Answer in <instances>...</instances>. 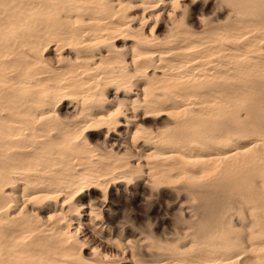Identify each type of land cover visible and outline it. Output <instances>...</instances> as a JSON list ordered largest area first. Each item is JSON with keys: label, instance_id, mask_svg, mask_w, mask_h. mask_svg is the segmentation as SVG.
<instances>
[{"label": "bare ground", "instance_id": "bare-ground-1", "mask_svg": "<svg viewBox=\"0 0 264 264\" xmlns=\"http://www.w3.org/2000/svg\"><path fill=\"white\" fill-rule=\"evenodd\" d=\"M196 1L0 0V264H264V96L224 87L264 71L247 36L264 26L196 33ZM143 177L213 214L189 244L146 245L154 258L111 235L124 261L81 236L98 216L81 200Z\"/></svg>", "mask_w": 264, "mask_h": 264}, {"label": "rangeland", "instance_id": "rangeland-1", "mask_svg": "<svg viewBox=\"0 0 264 264\" xmlns=\"http://www.w3.org/2000/svg\"><path fill=\"white\" fill-rule=\"evenodd\" d=\"M190 8L191 10H189ZM189 9L186 21L196 33L208 28L209 30L223 28L224 30H229L228 32L230 33L233 31H244V28L250 25L264 26V3H258L251 11L249 9L240 12L233 1L220 3L217 0H198ZM262 31L261 33L255 32L247 36H254V38H251V40L256 41L253 45L255 44L264 48V41L262 42L261 40L264 38V29ZM243 42L246 44L245 39L241 38L238 42L235 41L234 45L241 48L243 47ZM250 55L252 56V53ZM226 81L224 87H239L243 91L241 93L247 94V91H249L252 94V99L243 100L245 103L248 102L247 104L255 102L256 96H264V71L246 77L241 76L238 80L232 78ZM108 96L112 98V95ZM246 111L248 110L238 108L235 111V115L236 117H242ZM222 119L221 117L219 121H223ZM232 125L233 127H240V121H235ZM97 139L101 140L103 136L96 137L95 140ZM144 178H137L132 180L133 182L126 181L113 185L109 190L106 201L97 193H85L82 196L83 201L81 200V204L86 206L83 212L84 215L85 213L89 214L88 212L92 209L96 211L98 216L95 219L93 218L91 225H87L89 223L88 218L83 217L86 225H83V230L81 231L83 234L81 236L84 235L94 244L103 245L113 250V254H118L119 259H124V261L127 260L126 256H129L128 260L130 259L131 250H133L138 258L157 257V252L155 253L154 249H147L146 245L172 247L174 244L186 245L197 240V234L201 231L200 227L207 220L206 217L213 214L212 210L209 211L208 208L212 207L210 198L204 200L201 196L186 191L182 187L181 181H178L181 184L175 182L172 185H156L147 180V177L145 180ZM254 206L256 205L249 204L244 207ZM225 207H243V205L235 198ZM227 214H229L227 218L238 225L241 217L240 214L234 212V210H227ZM91 230L93 231L90 233ZM110 236L111 238H114V236L115 238L118 237L124 241L126 239H128L126 241L131 240V250L124 248L122 245H114V247L110 244L109 247L106 240ZM139 242L141 243L139 244Z\"/></svg>", "mask_w": 264, "mask_h": 264}]
</instances>
